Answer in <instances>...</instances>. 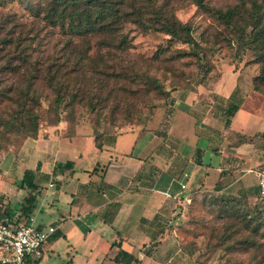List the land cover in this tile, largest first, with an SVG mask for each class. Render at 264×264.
Returning <instances> with one entry per match:
<instances>
[{
  "label": "crops",
  "instance_id": "crops-1",
  "mask_svg": "<svg viewBox=\"0 0 264 264\" xmlns=\"http://www.w3.org/2000/svg\"><path fill=\"white\" fill-rule=\"evenodd\" d=\"M247 74L233 66L171 91L144 129L105 133L100 148L88 124L42 127L0 159L1 210L54 226L45 244L69 264H200L177 231L191 202L218 187L257 194L250 170L264 162L261 118L238 105L229 117L238 131L218 113L254 92Z\"/></svg>",
  "mask_w": 264,
  "mask_h": 264
},
{
  "label": "trees",
  "instance_id": "trees-1",
  "mask_svg": "<svg viewBox=\"0 0 264 264\" xmlns=\"http://www.w3.org/2000/svg\"><path fill=\"white\" fill-rule=\"evenodd\" d=\"M5 1L0 0V3ZM41 1L43 7L34 15L31 30L19 24L14 14L0 18V104L7 102L4 109L0 108V159L8 151H17L25 138L37 137L42 127L63 122L59 113L72 111L74 105H86L90 111L100 113L107 107L112 111L121 109L122 104L131 108L133 102L131 105L125 103L126 94L129 98H135L141 92L170 97L171 91L166 90L156 77L140 70L135 60L128 59L133 44L123 30L125 25L162 32L191 45L195 42L190 26L179 21L172 8L161 4V0ZM191 1L202 9H209L203 0ZM251 5L246 9L242 4H236L215 11V14L221 24L237 36L242 53L250 50L255 55L259 69L251 79L252 90L264 96V2L253 0ZM163 51L161 48L151 60L159 59ZM7 76L13 81L3 84ZM217 76L199 82L206 84ZM187 85L189 82L175 89ZM42 103H48V109L57 115L55 123L43 124L38 114ZM237 109V104L230 105L228 115H233ZM125 114L128 119L129 114ZM114 117L112 115L108 122H116ZM132 127L144 129L146 125ZM119 131L121 129L108 133ZM92 133L96 147L100 148L105 133L94 129ZM12 138L20 139L15 149H9V145H13ZM24 183L30 189L36 187L32 182ZM1 209L0 206V223L11 221L13 214ZM238 214L237 210L228 212L229 216L244 219ZM259 227L252 231L256 232ZM238 231L228 230L220 241L233 238ZM234 242L242 247L228 245L227 248L252 250L253 262L250 263L264 264V240L254 243L245 237ZM226 264L236 263L227 258Z\"/></svg>",
  "mask_w": 264,
  "mask_h": 264
},
{
  "label": "rangeland",
  "instance_id": "rangeland-1",
  "mask_svg": "<svg viewBox=\"0 0 264 264\" xmlns=\"http://www.w3.org/2000/svg\"><path fill=\"white\" fill-rule=\"evenodd\" d=\"M203 1L209 9H202L191 0H161V4H168L172 8L179 21L190 26L191 36L195 41L193 45L183 43L165 33L143 30L131 24L125 25L123 29L133 44L128 59L135 60L140 70H146L156 77L166 90L173 91L176 87H183L188 82L195 84L202 79L215 77L224 70L232 69L233 66H236V69L248 68V74L244 81H251L252 77L258 73L259 65L255 61L256 57L253 52L245 50L242 53L236 40L237 36L230 29L224 27L215 14V11H223L236 4H242L244 8L250 9L253 0ZM255 1L264 2V0ZM42 7L41 0H6L0 3V18L8 13L14 14L19 24L24 25L26 30H31L34 15ZM161 48L164 51L159 59L151 60ZM212 68L213 70L210 72ZM244 75L245 72L241 77ZM12 81L13 78L7 76V80L3 84H9ZM239 90L238 92H240ZM243 93L244 91L239 93L240 99H242ZM245 95L247 98L244 102L241 101L242 104L240 102L237 104L241 105L240 111L256 114L261 118L260 127L264 129V97L254 92ZM168 98L156 93L145 95L141 92L135 98H129L126 94L125 103L133 102V104L130 103V105L132 104L131 108L122 104L121 109L112 111V108L107 107L98 113L90 111L86 105H74L72 111H61L58 116L64 119L63 122H67L70 130L76 125L84 123L96 132H115L142 123L147 125L158 107L166 104ZM47 104L42 103L38 114L41 116L43 124L44 122L53 124L57 115L48 109ZM5 105H7L6 101L0 104V108L4 109ZM125 113L129 114L128 119H125ZM218 113L224 116L226 123L229 122V117L234 115L229 116L228 111L221 109ZM112 115L115 116L116 122L110 123L108 120ZM231 120L228 123L229 126L232 130L239 131L238 120L236 118ZM247 128L252 131L254 125H247ZM12 140L13 145H9V149H15L20 141L19 138L15 140L12 138ZM249 178L252 179V177ZM249 188L252 190V187ZM215 190L210 197L206 194L191 202V210L187 211L185 218L177 227L183 246L191 250L193 254H197L195 258L200 264H226L227 258L236 264H251L250 262H253L251 260L252 250L251 252L233 251L227 246L242 247V244L234 241H241L245 237H249L254 243L263 242L264 236L261 237V233L264 232V204L257 200L256 196L225 195L220 194L218 188ZM231 199L234 200L231 201ZM230 210H237L244 219L229 216ZM256 226L260 227L256 232L252 231ZM228 230L239 231L234 234L233 238L221 242L220 239L228 233ZM33 260L36 261V264H69V257L59 250L52 252L47 248V244L43 245ZM191 263H194V260Z\"/></svg>",
  "mask_w": 264,
  "mask_h": 264
},
{
  "label": "built area",
  "instance_id": "built-area-1",
  "mask_svg": "<svg viewBox=\"0 0 264 264\" xmlns=\"http://www.w3.org/2000/svg\"><path fill=\"white\" fill-rule=\"evenodd\" d=\"M257 180L256 198L264 203V162L250 170ZM55 227L39 228L31 219L0 223V264H29L54 233Z\"/></svg>",
  "mask_w": 264,
  "mask_h": 264
}]
</instances>
